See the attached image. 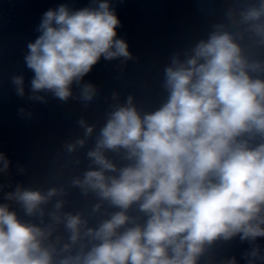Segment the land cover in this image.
<instances>
[{
  "label": "clouds",
  "instance_id": "9594fccd",
  "mask_svg": "<svg viewBox=\"0 0 264 264\" xmlns=\"http://www.w3.org/2000/svg\"><path fill=\"white\" fill-rule=\"evenodd\" d=\"M225 3L205 38L170 55L158 107L113 91L98 131L76 121L83 135L63 142L64 167L78 169L84 149L87 165L67 186L0 183V264H237L222 255L237 237L246 264H264V0ZM119 27L113 0L48 9L23 56L28 92L20 73L15 94L86 110L99 89L83 80L101 58L120 61L117 79L138 60ZM10 164L0 151V176ZM70 189L95 202L66 211Z\"/></svg>",
  "mask_w": 264,
  "mask_h": 264
}]
</instances>
